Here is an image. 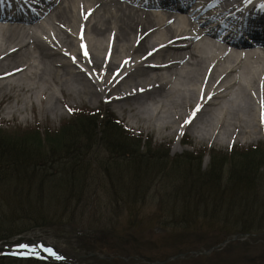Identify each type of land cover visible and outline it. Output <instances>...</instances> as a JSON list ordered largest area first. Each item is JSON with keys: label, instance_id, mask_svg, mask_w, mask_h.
<instances>
[{"label": "rangeland", "instance_id": "rangeland-1", "mask_svg": "<svg viewBox=\"0 0 264 264\" xmlns=\"http://www.w3.org/2000/svg\"><path fill=\"white\" fill-rule=\"evenodd\" d=\"M6 25L7 23H0V26L7 27ZM47 28L50 30L54 28L53 30L58 31L55 24L48 25ZM1 37L0 42H2ZM6 45H11V43H6ZM78 69L92 75V71H87L81 64L78 65ZM80 78L83 76L80 75ZM42 80L40 83L44 84V82H49L50 78L45 76ZM247 80H243L245 84L249 83ZM67 83L73 89L79 87L76 82L68 81ZM59 90L57 85H52L53 97L51 94L48 96L47 92V94L40 93L39 95L32 93L30 99L33 101V105L31 101H27L25 104V101L29 99L28 93H24L18 98L11 97L9 99L0 96V137H3L5 143H8L10 139L23 140L19 143L41 151L45 157L35 160L46 158L47 163L43 161L46 164H40L36 170L49 175L56 173L57 168L64 164L68 166L73 162H80L70 157H63L64 150L61 149L65 147L61 140H49L43 135V131L40 133L27 131L37 125L41 128L48 126L56 129L62 121L73 118L70 110L74 108L99 109L105 115H108V110L112 112V115L121 120L132 134L141 135V138L139 141L136 140L139 142L138 146L132 140L114 133L110 134V140L121 143L122 147L128 151L147 153L145 157H149V162L161 168H151L152 178L144 176L147 185H152L143 194L146 185L144 184V187L139 190L135 184L139 177H127L128 171L126 172L125 165L128 163L124 164V162L128 161L110 158L107 151L109 143L106 142L107 138L102 129L98 128L94 133L96 135L93 140L95 144L92 145L90 152L80 164L81 167L85 166L90 171L85 175L87 183L85 196L78 201L77 197L70 194L72 193L70 186L61 183V181H55L56 184L53 183L52 186L50 182L39 183L40 180L34 185H30L27 180L33 171L26 167L30 164L28 161L15 178V182L18 181L19 185L14 182L10 186H6V182L0 181V216L14 215L10 216V223L6 222L0 225V255L8 248L15 247L17 241L44 238L50 243H54L61 251L77 253L81 256L84 254L82 258H78L79 260L71 259L72 264H159L153 262L163 261L173 255L178 256L164 264H264V229L247 233L223 234L222 227L227 226L226 222L230 223L233 227L231 229L234 231L237 221H240L239 217L242 214H248L249 211L244 213L243 207L238 206L229 212L228 215L231 217L229 220L223 212H216L210 220H207L202 215L200 207L196 204L192 206L193 197L189 196L187 200H184L180 195L174 194L175 189H179V182L185 183L186 180L183 173L178 172V167L170 165L173 159L183 162L184 160L180 156L183 152L213 148L211 152L208 151L201 157L200 168L202 171L207 170L212 161L211 158L218 155L223 157L216 158L221 160V169H224L223 174L226 176L230 159L227 156H222L220 152H229L233 147L235 149V146L240 148L239 146L252 145L258 141L264 142V126L258 133L261 124L257 119L261 117V114L255 108L256 100H254L252 112H248L246 109L239 111L244 118H250L255 123L257 132L253 137L248 138L246 134L228 136L227 133L233 126H228L226 130L223 127L217 129L219 125L215 126V124H217L216 121L220 115L215 111L217 115H213L214 117L211 119L213 121L207 128L208 133L209 129L214 132L218 131V136L196 139L192 135V129L187 128L185 140L189 142L186 144L181 141L177 144L176 139L179 133L177 135H175L176 132L172 133V127L158 132L156 126L146 127V124L141 122L137 124L139 128H134L135 124L132 120L136 118L132 116V112H128L124 107L118 109V105L108 98L97 96L89 99L83 94L74 92L67 94ZM248 91L249 87L245 89L244 93L234 86L232 93L221 101L222 106L226 107L229 104L232 106L236 102L246 106L248 100L252 98ZM59 93H63V96H59ZM22 102L25 105L24 109L10 113V115L6 114L5 109L8 104H14L15 107L17 105L21 109ZM52 103L55 104L56 111L51 113L49 110H41L42 107ZM148 107L151 105L149 104ZM155 112L153 107L152 110L149 108L150 115H154ZM163 116L168 118L167 114ZM208 117L209 115H204L201 118ZM79 121L74 123H79ZM160 121L156 120V123L158 124ZM96 122L99 125V117H96ZM77 128H79V124ZM24 132L28 133L27 136ZM23 136L25 137L21 138ZM81 141L85 144L86 140L83 138ZM148 146L152 153L146 151ZM58 148L62 152L57 150ZM163 154H166V157ZM118 162L123 165L119 168H117L119 165L112 166L116 171L112 172L111 176L104 173L106 166ZM192 164L195 165L193 162ZM262 173L264 174V165ZM116 176L127 178L124 180L127 187L123 186V183H119ZM56 193L60 194L56 196ZM118 197L122 198L118 199ZM190 202V205L199 212V215L195 216L194 225L184 228L173 225L171 219L174 218V215L178 216L179 213L186 211L187 203ZM260 210H262L261 207ZM34 217L37 219L33 220ZM77 233L80 234L77 235ZM214 246L215 248L211 249ZM205 250L208 252L196 253V251L204 252ZM91 252L94 254L91 255ZM179 254L184 255L179 256ZM0 264L47 263L0 257Z\"/></svg>", "mask_w": 264, "mask_h": 264}, {"label": "bare ground", "instance_id": "bare-ground-1", "mask_svg": "<svg viewBox=\"0 0 264 264\" xmlns=\"http://www.w3.org/2000/svg\"><path fill=\"white\" fill-rule=\"evenodd\" d=\"M52 1L41 15L35 13L34 7L25 5L24 10L33 14L32 20L24 23L27 26L18 24L21 22L14 15L7 27L0 26L1 97L18 98L28 93L26 104L32 93H48L53 97L52 85H57L59 91L67 94H83L89 99L104 96L118 109L124 107L132 112L136 119L132 120V116L129 119L136 128L142 122L146 127L156 126L158 132L185 121L195 104L202 102L187 122L196 139L218 136V131L209 129L208 133L207 128L216 112L220 115L217 129L233 126L231 131L227 130L228 136L253 137L257 132L255 123L239 111L252 112L254 100L262 105L259 113L264 123V38L255 39L253 44L240 40L231 45L235 49L229 50L216 43L214 31L197 20L199 8L175 15L147 10L156 4L146 0ZM233 9L232 4L224 9L229 22L237 20ZM53 24L58 31L47 28ZM37 31L47 35L48 41L39 38ZM223 32L228 36L235 30L226 24ZM235 37L238 38L231 36L224 40L236 41ZM6 43H11L12 48L6 50ZM256 47L260 50H255ZM79 64L92 71V75L78 69ZM45 76L50 81L41 84ZM246 79L248 84L243 81ZM68 81L78 83L79 87L73 89ZM234 86L244 93L249 87L252 98L246 106L240 102L222 106L221 101L232 93ZM152 107L156 110L154 115L149 114ZM24 108L23 102L21 109L8 104L5 111L10 115ZM43 109L56 111L54 103ZM166 114L168 118L163 116ZM204 115L209 117L202 119ZM156 120L161 121L157 124ZM261 128L259 125L258 133ZM175 130L176 127L172 132Z\"/></svg>", "mask_w": 264, "mask_h": 264}, {"label": "trees", "instance_id": "trees-1", "mask_svg": "<svg viewBox=\"0 0 264 264\" xmlns=\"http://www.w3.org/2000/svg\"><path fill=\"white\" fill-rule=\"evenodd\" d=\"M96 117H99V125L96 122ZM75 121H79V123L75 124ZM78 124L79 128H77ZM98 128L100 130L102 129L103 134H105L107 138L106 142L109 143H107V151L111 156L110 158L128 161L124 162V164L128 163L125 165L126 172L128 171L127 177H139L135 184L139 187V190L142 189L145 184L146 186L143 189V194H145L151 188L152 184L150 186L147 185L148 183L144 180V176L146 175L148 178H152L151 168L161 167L149 162V157H145L147 153L128 151L122 147L121 143H115L113 140H110V134L114 133L125 139L132 140L137 146L139 143V139L128 135L112 115L108 114L106 117L100 118L99 113L85 110L75 113L70 120H64L61 126L56 130H52L49 127L41 129L39 126L27 130L28 132L35 133L43 131V135L49 140H61L65 147L61 149L64 150L63 157H70L80 162L76 161L68 166L64 164L57 168L58 171L56 173H48L49 175H47V173L36 170L40 164L44 165L47 163L46 158L35 160L45 157L41 151L34 150L29 146L26 147L19 143L23 140L10 139L8 143H5L3 137H0V181H3L2 183L6 182V186H10L15 182V178L22 171V166L25 167V164L27 165V162L30 161V164L26 166L33 171L32 175L29 176L27 180L30 185H34L39 180V183L42 181L43 183L50 182L51 186L55 181H61V183L70 186V191L72 192L70 194L77 197L79 201L85 196V188L87 187L85 175L90 171L86 169L85 166L81 167L80 164L90 152L92 145L95 144L93 140L96 138V135L94 133ZM24 133H26L27 136L28 133ZM24 137L25 136L21 138ZM83 138L86 140L84 141L85 144L81 141ZM57 150L60 149L58 148ZM150 150L148 146L146 151L149 152ZM150 153L152 152L150 151ZM220 154L230 159V165L227 168L228 171H226V176L223 174L224 169H221V160L216 158L221 157L218 155L211 158L212 161L205 171H202L200 168L202 153L195 155L191 152H185L180 155L184 160L183 162L177 159L171 160V167H178V172L180 174L183 173L184 179L186 180L185 183L179 182V189H175L174 194L180 195L184 200H187L189 196L193 197L192 200L194 201L191 200L192 206L196 204L200 207L202 215L207 220H210L216 212L225 213L229 220L231 219L228 215L229 212L238 206L243 207L244 213L248 210V214H242L241 217H239L240 221H237L234 231H232L231 228L233 227L230 223L226 222L227 226L222 227L224 235L227 233H247L264 229V174L262 173L264 145L259 143L248 148L235 149L230 153ZM142 156L145 158L142 159ZM163 156L166 157V154H163ZM192 162L195 165H193ZM114 165H119L117 167L119 168L123 164L121 162L112 163L104 168V173L110 175L112 172L116 171V169L114 170L112 168ZM57 178H59V180H57ZM116 180L119 183H123V186H125L126 182L124 180H127V178L124 176H116ZM14 184L19 185L20 183L16 181ZM52 189L54 188L52 187ZM58 194L60 193H56V196H58ZM121 198L122 197H118V199ZM191 202L189 204L187 203L188 208L186 211L179 213L178 216L174 215V218L171 219L173 225L183 228L194 225L196 222L195 216L199 215V212L195 207L190 205ZM8 204L10 203L8 202ZM260 207L262 210H260ZM10 216L14 215L8 214L5 217L0 216V220L3 222L0 221V225L6 222L10 223ZM34 219L37 218L34 217L33 220Z\"/></svg>", "mask_w": 264, "mask_h": 264}, {"label": "snow or ice", "instance_id": "snow-or-ice-1", "mask_svg": "<svg viewBox=\"0 0 264 264\" xmlns=\"http://www.w3.org/2000/svg\"><path fill=\"white\" fill-rule=\"evenodd\" d=\"M199 110V108H197V111ZM186 122H190V121H186ZM20 248L22 249H27L28 245L25 244H21L19 245ZM46 251H48L49 253H51V249H46ZM36 253V249L35 248H31L29 249V251L27 253H20L21 255H27V254H35Z\"/></svg>", "mask_w": 264, "mask_h": 264}, {"label": "water", "instance_id": "water-1", "mask_svg": "<svg viewBox=\"0 0 264 264\" xmlns=\"http://www.w3.org/2000/svg\"><path fill=\"white\" fill-rule=\"evenodd\" d=\"M213 248H215V246L212 247L211 249H213ZM211 249H210V250H211ZM207 252H208V251L205 250L203 253H207ZM171 258L174 259V258H176V256H173V257H171ZM164 262H165V261H164Z\"/></svg>", "mask_w": 264, "mask_h": 264}]
</instances>
